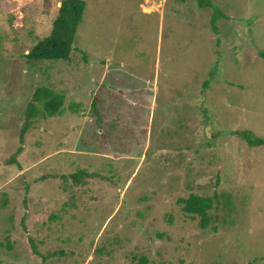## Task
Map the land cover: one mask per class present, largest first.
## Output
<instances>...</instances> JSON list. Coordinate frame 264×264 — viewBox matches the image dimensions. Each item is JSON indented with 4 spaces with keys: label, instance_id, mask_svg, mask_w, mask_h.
<instances>
[{
    "label": "rangeland",
    "instance_id": "374dc122",
    "mask_svg": "<svg viewBox=\"0 0 264 264\" xmlns=\"http://www.w3.org/2000/svg\"><path fill=\"white\" fill-rule=\"evenodd\" d=\"M61 1L0 0V264H264V144L239 134L264 136V0H86L69 59L29 60ZM39 86L63 110L8 161Z\"/></svg>",
    "mask_w": 264,
    "mask_h": 264
},
{
    "label": "trees",
    "instance_id": "16d2710c",
    "mask_svg": "<svg viewBox=\"0 0 264 264\" xmlns=\"http://www.w3.org/2000/svg\"><path fill=\"white\" fill-rule=\"evenodd\" d=\"M185 1V0H180ZM199 7H207L212 5L210 0H198ZM86 8V0H62L55 17L50 33L40 38L36 44L30 49L27 57L31 61L40 60H67L73 50L75 36L79 24L82 22L84 11ZM219 9H214L211 22L214 29L217 30L215 24L216 19L223 16ZM225 16V15H224ZM264 55V54H263ZM65 103V95L48 86H39L35 89L31 100L29 101L23 124L20 129L19 140L20 146L16 149L8 161L17 162V155L22 152L25 134L32 127L34 120L40 115L55 116L62 112ZM42 109H40V106ZM250 146H261L264 144V136H257L250 130L239 132ZM83 172L72 174L74 179H79ZM26 201V199H25ZM178 202L182 203V209L191 216H199V225L205 228L211 221L209 210L213 208L214 200L210 196H203L191 193L187 198H179ZM21 225L24 231H27L25 225V217L21 219ZM28 239L32 250L36 254H40L37 244L33 238L28 235ZM143 261L146 258L143 257Z\"/></svg>",
    "mask_w": 264,
    "mask_h": 264
}]
</instances>
